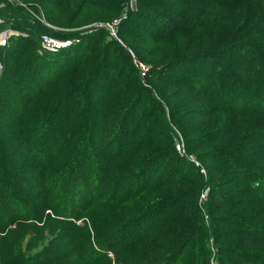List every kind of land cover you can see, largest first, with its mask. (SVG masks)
<instances>
[{"label":"trees","instance_id":"obj_1","mask_svg":"<svg viewBox=\"0 0 264 264\" xmlns=\"http://www.w3.org/2000/svg\"><path fill=\"white\" fill-rule=\"evenodd\" d=\"M23 1L32 9L0 0V17L26 33L0 46V234L45 218L67 224L64 239L85 264H264V0H136L125 25L150 40L119 29L82 76L88 34L36 48L35 37L48 35L38 12L58 25L107 21L130 0H78L89 5L72 18L74 0ZM196 6L246 9L236 26L208 35L207 11H188ZM124 73L137 92L120 84ZM60 78L64 89L52 93ZM103 86L119 87L112 102ZM148 102L155 106L141 114ZM243 116L258 126L236 136ZM136 200L128 216H109L106 205Z\"/></svg>","mask_w":264,"mask_h":264},{"label":"rangeland","instance_id":"obj_2","mask_svg":"<svg viewBox=\"0 0 264 264\" xmlns=\"http://www.w3.org/2000/svg\"><path fill=\"white\" fill-rule=\"evenodd\" d=\"M10 1V0H9ZM17 2L19 5H22L25 8H31L32 6H30V3H26L23 0H11V2ZM34 1L35 4L37 3L36 0H31ZM255 1V0H254ZM33 2V3H34ZM78 0H74L73 1V5H71V10H75L71 15L72 17H75L76 15H79V13L83 10V8L88 7L89 3L87 2H83L82 6H77L78 4ZM247 3L250 5H253V0H248ZM246 3V4H247ZM41 4V3H40ZM243 4V3H242ZM245 4V5H246ZM39 5V4H37ZM244 5V4H243ZM28 6V7H27ZM41 9H43L41 7V5H39ZM240 8H238L237 10H230V11H225L223 13H221L222 15H220L219 12L216 11H212V13H210V9H207L205 7L202 6H196L195 8H192L188 11H192V13H195V11H199L201 12V14L203 12L207 11V16L210 15V18H207V16H205V24H209L210 28L207 31V34H211L213 33L215 28H218L220 26H226L227 28L229 27H234L239 23V19L242 15V13L239 11L242 10L243 8L246 9V7H248V5L245 6H240ZM136 10V0H130L128 2H126L124 5L120 6V8L117 11V14L115 17H113L112 19H109L107 21H100V20H94V21H88L86 23H82L84 21V17L81 18L78 17L77 19L74 18L73 21L66 19L62 22H65L66 24H53L51 22H49L46 18H44L42 16V14L45 13V11L38 12L39 14H37L38 18H39V23L41 25H44L46 27V29H42V31H48V39L51 40L52 44L51 45H46L42 46V42L43 40V35L39 38V37H35V41H33L35 43V47H39L42 48L43 50H52L55 51L60 47L63 46H67V44H71L73 43V41H78L81 37L79 38H64L67 37L69 33L71 32H81L82 34H88L85 36H82L83 40H85L86 42V50H85V54L82 53L79 58L81 59V76H82V72L85 73L86 71H89L91 69V67H93L94 65H96L97 63H99L101 56L104 54L105 51V43L108 41L109 36L111 37H117V32L118 30H122L124 29L125 32L128 34V36H130V39L133 40V42L135 43H140V42H146L148 40H150V36L144 35L143 32L141 30H137L135 29L134 31L131 28V25H128V27L125 25L126 24V20L128 15H130V13L134 12ZM94 11H99L98 9H90L89 12H94ZM102 11V10H100ZM191 13V14H192ZM35 19H36V15L33 14ZM219 15L221 18V21L219 22ZM25 16H23L22 18H24ZM30 17V16H29ZM188 18V16H185V21ZM29 19H33V16L30 17ZM207 19V20H206ZM81 21V22H80ZM124 23V25H123ZM15 24V23H14ZM13 24V25H14ZM11 25V23L9 21H6L5 19H3L2 17H0V46L2 45H6L8 42H10L9 40L7 41L9 36H12L14 39L15 37L23 34L26 35V33L24 32V30L17 28L18 25L15 24L14 26ZM208 25V26H209ZM248 25V24H247ZM246 25V27H247ZM17 26V27H16ZM99 28H104L106 29L107 34H105L102 30H99ZM98 29V30H97ZM35 31L36 28H35ZM46 31V32H47ZM136 31V32H135ZM8 33V37L7 39L4 38L3 34L4 33ZM54 33H61L64 36H62L63 38H58L56 36V34ZM253 37H257V36H253ZM255 38H250V40H247L249 42H251L252 40H254ZM5 39V42H4ZM82 39V38H81ZM60 43L59 46H56ZM76 43V42H74ZM160 49V48H158ZM67 55L68 52H66ZM28 54V53H26ZM1 55H2V50L0 49V73L2 71V63H1ZM140 70L145 71L146 69V65L143 63L138 64ZM108 69H112L111 66H108ZM118 69V68H117ZM80 75H76L74 77V79H78L81 76ZM84 75V74H83ZM80 76V77H79ZM9 77L11 76H6L9 79ZM69 77V76H68ZM77 77V78H76ZM66 78V77H65ZM128 74L124 73L122 78L120 79V84L121 82L123 83H128L127 85L124 86V89H131L132 93L137 92V87L134 84V81L130 79V81L128 82H124L128 80ZM72 79V78H71ZM70 81V80H69ZM66 80H62V78H60L57 82V84L52 88V93H58L59 91H62L64 89V85ZM104 87V86H103ZM106 87V86H105ZM104 87V88H105ZM107 91L111 90L113 92L111 98H109L108 101H113L114 100V96L116 97V95H114V93L119 91V87L115 86L114 88L110 89V87H106ZM151 102V101H150ZM148 102L147 105H144L142 107H140V111L141 114H143L144 111L146 110H150V112L152 111L153 107L155 106L154 103H150ZM154 105V106H153ZM147 112V111H146ZM256 118H252L250 116H243L241 118H238L237 120H235V128H234V135L236 136H240L245 134L248 131H251L254 129V127H257L258 125L255 124L256 123ZM5 122V121H4ZM8 123V121H6ZM5 122V123H6ZM261 122V121H260ZM259 126L261 128L264 127V123H260ZM173 137V136H172ZM174 141L176 142V150H178L179 152H182V144H183V138L181 135H178L176 132V136L175 138L173 137ZM189 159L191 160H197L193 155L189 156ZM128 160H125L124 162H126ZM198 162L196 164H198L200 162V160H197ZM203 166L201 169V172L203 174H205V169L207 166H209L208 163H202ZM165 168H166V164L164 165V167L162 168V170L159 172L158 177L164 176V172H165ZM215 180V179H214ZM214 180H212L211 182H213ZM168 186V185H167ZM164 187L163 189L166 188H170L173 185H170L168 187ZM208 189L204 188L201 192H200V198H203V196L206 195ZM141 200H136L133 201L132 203H127V204H122V205H117V204H108L106 205L107 207L110 208V211H108L109 216L113 215L115 218H123L125 216H128L129 214L133 213L134 211H136L137 206ZM29 203H35V201H33L32 199L28 200ZM99 207H93L90 209V211L92 213L95 214H100L101 211H98ZM104 211V210H103ZM47 211L44 210L43 213L46 214ZM101 218L103 220H111L108 219L106 216H101ZM46 220V221H45ZM80 223V221H78ZM102 223H100L101 225ZM69 227L67 226V224H64L62 222H58L55 220H49V219H45L43 218V220L38 224H21L19 225L17 228H15L14 230H12L11 232H9L8 234H0V264H38L36 263V261H38V259L42 262V255H49V252L54 251L55 249V254L57 257L54 261L50 262V263H41V264H85L82 261H80L78 258H76V256L74 255L73 251H72V245L70 244V242H66L64 238H66V234L68 233ZM53 247V248H52ZM52 248V249H51ZM48 250V252H47ZM44 251V252H43ZM41 253V254H40ZM54 253V252H53ZM110 257L113 258L112 253H109ZM40 264V263H39Z\"/></svg>","mask_w":264,"mask_h":264},{"label":"built area","instance_id":"obj_3","mask_svg":"<svg viewBox=\"0 0 264 264\" xmlns=\"http://www.w3.org/2000/svg\"><path fill=\"white\" fill-rule=\"evenodd\" d=\"M8 35L9 34L7 32L3 34V36H4L5 39H7ZM42 37H43V40H44L42 42V46H45V44L46 45H51L52 44L51 40L48 39V36L47 35H43ZM5 39H4V42H5ZM59 45H60V43L58 45H56V46H59Z\"/></svg>","mask_w":264,"mask_h":264}]
</instances>
